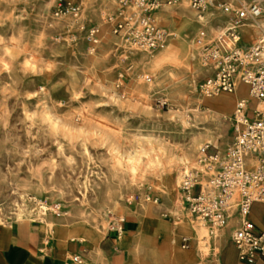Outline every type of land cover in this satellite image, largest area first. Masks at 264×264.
<instances>
[{"label": "rangeland", "instance_id": "374dc122", "mask_svg": "<svg viewBox=\"0 0 264 264\" xmlns=\"http://www.w3.org/2000/svg\"><path fill=\"white\" fill-rule=\"evenodd\" d=\"M81 1L83 21L103 31L94 54L78 24L53 15V0H0V224L44 225L45 214L104 234L146 213L198 227L204 256L213 237L232 235L238 223L212 229L196 219L179 185L186 169L203 170L202 181L210 174L199 164L203 145L231 143L236 98L226 117L219 101L237 94L199 91L207 74L194 42L202 20L189 0L163 5L154 17L172 37L145 50L107 24L119 0ZM220 14L214 6L205 14L210 34L229 19ZM48 116L89 135L70 141ZM140 152L139 163H128ZM253 211L264 220V204ZM54 226L45 224L49 233Z\"/></svg>", "mask_w": 264, "mask_h": 264}, {"label": "built area", "instance_id": "2783aa9c", "mask_svg": "<svg viewBox=\"0 0 264 264\" xmlns=\"http://www.w3.org/2000/svg\"><path fill=\"white\" fill-rule=\"evenodd\" d=\"M53 1V15L58 19L69 17L78 24L86 35L89 53L94 54L103 31L100 25H87L83 21L82 1ZM178 1L119 0L117 11L109 14L106 22L113 33L123 34L133 45L154 50L172 37L156 23L154 13L163 5ZM189 1L202 20L194 42L207 74L199 91L206 97L221 93L238 97L231 116L234 128L231 143L224 150H211L210 144L200 148L199 164L210 174L202 181L203 170L186 169L179 185V197L193 217L212 229L222 228L230 219L237 218L232 239L239 259L246 264H264V227L251 217L254 205L264 204V0ZM213 6L229 21L210 34L205 14ZM247 28L260 33L248 41ZM70 38L77 40L78 36L72 34ZM240 88L256 102L254 106H250ZM258 103L263 107L259 108ZM181 246L190 248L191 238L183 236ZM83 263L81 254H74L66 262Z\"/></svg>", "mask_w": 264, "mask_h": 264}, {"label": "crops", "instance_id": "0c3cea01", "mask_svg": "<svg viewBox=\"0 0 264 264\" xmlns=\"http://www.w3.org/2000/svg\"><path fill=\"white\" fill-rule=\"evenodd\" d=\"M252 32L249 41L256 38L257 30ZM237 97L229 100L234 102ZM249 102L256 104L251 98ZM252 214L253 220L264 227V220L254 211ZM51 216L41 217L50 227L58 222L54 216L49 219ZM234 223H238L237 218L230 219L227 225ZM45 224L36 221L0 224V264H66L74 254L82 255L83 264H246L239 259L232 235H227L226 230L213 237L209 253L203 256L199 251L198 227L197 235L196 228L189 224L176 227L146 213L129 215L122 222L121 232L115 228L104 234L89 227L58 225L49 233ZM183 236L191 238L190 248H182Z\"/></svg>", "mask_w": 264, "mask_h": 264}, {"label": "clouds", "instance_id": "9594fccd", "mask_svg": "<svg viewBox=\"0 0 264 264\" xmlns=\"http://www.w3.org/2000/svg\"><path fill=\"white\" fill-rule=\"evenodd\" d=\"M78 98V96H77ZM114 99V98H113ZM31 118V117H30ZM47 121L52 124V127L55 131L61 132L65 135L66 139H69L70 141L73 139H76L81 136H88L89 133L84 129H72L68 125L62 124L59 120L53 121L51 116H48ZM92 135H95V133H92ZM145 155V153L140 152L136 157L129 156L127 158L128 163H139V157Z\"/></svg>", "mask_w": 264, "mask_h": 264}, {"label": "bare ground", "instance_id": "6f19581e", "mask_svg": "<svg viewBox=\"0 0 264 264\" xmlns=\"http://www.w3.org/2000/svg\"><path fill=\"white\" fill-rule=\"evenodd\" d=\"M182 1V0H181ZM184 11V10H183ZM156 12V11H155ZM155 14V13H154ZM260 32L257 30V33H256V36H257V34H259ZM251 36H252V30L251 29H248L247 28V30H246V34H245V37H247V38H251ZM201 64H202V67L206 70L207 69V67L205 66V63L202 61L201 62ZM247 93V92H246ZM222 94V93H221ZM227 94V93H226ZM235 96V95H234ZM213 97V96H212ZM216 97V96H215ZM229 98L230 97H225V98H222L221 100H222V102L221 101H219V106L221 107V109H223V112L222 113H220L218 110H213L212 108H209V109H211V111H215V114L216 115H219V113L221 114V116L222 117H226L227 116V114L225 113V111H227L228 109H229V105H231V100H229ZM248 101H250V97L247 95L246 97H245ZM218 101V100H217ZM251 104V103H250ZM251 106H253L252 104H251ZM257 106L259 107V108H262L263 107V105L262 104H260V103H258L257 104ZM216 108V107H215ZM219 109V108H218ZM220 110V109H219ZM157 200H158V198H156ZM154 201V200H153ZM155 202V201H154ZM252 215L253 214H251V217H252ZM254 217V216H253ZM122 219H124V217L123 218H121L120 219V222H119V224H118V227H116V229L119 231V232H121L122 231V222H121V220Z\"/></svg>", "mask_w": 264, "mask_h": 264}]
</instances>
